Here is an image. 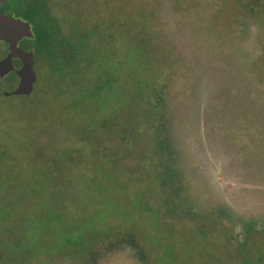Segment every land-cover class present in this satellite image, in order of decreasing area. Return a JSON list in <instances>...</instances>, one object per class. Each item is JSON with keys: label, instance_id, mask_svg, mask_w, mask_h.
<instances>
[{"label": "rangeland", "instance_id": "1", "mask_svg": "<svg viewBox=\"0 0 264 264\" xmlns=\"http://www.w3.org/2000/svg\"><path fill=\"white\" fill-rule=\"evenodd\" d=\"M49 1L61 21L80 18L89 30L98 25L104 34L111 27L115 40L105 41L112 60L103 55L96 61L109 63L119 79L98 100L78 106L41 84L34 103L24 96L0 97L1 189L30 193L43 182L58 186L60 197L41 198L40 208L47 204L52 215L55 206L67 220L74 211L80 221L77 234L68 235L73 242L66 243L30 205L12 235L1 232L0 264H264V0ZM138 41L150 64L137 57ZM152 107L163 116L153 129L166 124L169 161L184 178L183 195L214 216L208 221H162L170 216L161 189L157 202L134 182L143 165L115 167V157L103 159L77 136L102 114L118 115L101 123L106 134L100 138L109 139L100 149L118 145L122 157L133 129L120 126L114 135L111 124L142 127L139 117ZM74 136L78 140H70ZM137 139L143 156L146 132L132 137ZM65 140V168L76 170L68 168L56 182L39 155L57 153ZM67 201L71 212L62 211ZM218 208L234 223L226 218L223 229L213 212ZM252 223L255 232L245 238L242 229Z\"/></svg>", "mask_w": 264, "mask_h": 264}, {"label": "trees", "instance_id": "2", "mask_svg": "<svg viewBox=\"0 0 264 264\" xmlns=\"http://www.w3.org/2000/svg\"><path fill=\"white\" fill-rule=\"evenodd\" d=\"M0 13L22 17L23 19L30 21L33 26L35 34L34 38H26L21 41L20 45L23 49L33 51L35 54L39 73L37 88L42 89L41 87H43L44 89L49 90L51 95L53 94V96L56 98L61 96L63 99L68 97L67 100L73 99L75 100V105L78 106L87 103V101L90 99L98 100V98L103 93H106L105 91L108 90L107 92H110L114 85L118 82L119 76L117 75V70L114 67L110 66L109 63L107 65H102L100 62L96 61V57H102L104 55L106 59L107 56L105 54L109 55V53H107L108 51L103 50L108 46L107 42L105 41L106 37L115 40V34L108 31V29L111 28L110 26L108 29H106L107 31L105 34L101 33L99 46L93 47L89 44L90 39L88 36L91 35V31L95 32V29L92 27V29L89 30L88 27L84 26V31L82 33L76 29L78 26H82L78 18H73L71 21L69 20L68 23L66 22V18L61 21V19L54 12L49 0H8L1 6ZM98 30L99 27L96 25V31ZM139 44L140 43L138 41L137 49L135 50L137 57L142 63L150 64L148 59H145L142 56L143 51H141ZM0 45L3 51L0 54V57H3L8 53L9 46L4 42H0ZM99 47L102 51L100 54H98ZM153 49L154 47L151 48V50ZM103 52L104 54H102ZM16 65L17 67H20L22 65L21 61L16 60ZM19 81L20 78L16 72L10 73L5 79H0V97L7 98V96L4 95V91H12ZM40 84L42 85L41 87H39ZM24 97L34 98L35 96L33 93L30 96ZM35 99L36 98L32 100V103L36 101ZM155 110L156 109L152 107L151 109H148V113L146 115H144L142 118L139 117L142 120V127L139 125H130V123L127 121H124L123 124L118 122L111 124L113 129L112 132H116L114 135H118L117 133L119 130L117 129L120 126H124L125 128L130 127L133 129L134 134H130L128 137L131 142V147L126 151V153L123 154L122 157L116 154V152L121 153L122 150L118 145L114 150L100 149V143L109 138L104 140L100 138L99 133L106 134V132L100 130L99 127L102 122H107L111 118H113V120L114 118H117V116L114 114H102V116L98 119L99 122L97 121L95 124H89L87 128L85 127L80 132V134H77V136H81L82 140L85 139L89 150H92L97 154L100 153L103 159H113V157H115V167H118L119 165H126V168L129 167L130 169H133L137 168L138 164H142L144 170L142 171L141 175L138 174L134 182L136 184L141 183L140 188L143 189L141 192L142 194L152 196L153 198H156L155 201L159 202L157 200V197L159 196V190L157 189L167 187V184H170L171 182L173 173L169 168V166H171L169 161L171 154L168 146H166L165 141L166 135L168 134V131L166 132L165 130L166 124H163V129L161 126L159 129L160 131L156 130V128L153 129L155 126V121H161L163 118L162 115L160 117L157 112L155 113ZM149 121H151L153 125H150ZM145 132L147 134L146 153H142L143 156H140V152H138V150L141 146L138 144V139L134 141L132 140V137L142 135ZM109 134L110 133H107V135ZM77 136L72 137L70 140H78V138H76ZM92 136L93 138H91ZM67 141L69 140H65L61 143L60 150H58L57 153L54 151L49 156L45 157L39 155V158L43 160L47 168V172H51L55 177L57 176L55 179L56 182H60V179L61 182L64 180V174L68 168H70L72 171L76 170V167L73 165L65 168L68 155L66 154L67 150L63 147L64 145L62 146V144L66 143ZM132 143L138 145L132 147ZM83 154L87 155V152L80 150V156H83ZM1 156L2 155H0V157ZM153 160H155V162ZM128 161H135L136 165L129 166ZM150 161L154 162L155 166H149ZM170 186L174 190V193L173 191L171 193L170 189L169 191L174 196L171 195L172 200L170 201H167V199L163 200L165 204V212L167 211L166 216L170 217L169 219H164L162 221L192 220L194 222H202L208 221L209 218L214 217L212 215H206L207 213L197 206L187 204L184 201H177L179 196L177 195L178 191H176V189L179 187V183L176 181V179L174 184H170ZM53 187H50L48 182H43V184L37 186L35 191L30 193H14V191L11 189H1L0 187V241H2V236H4L1 232H10L12 235L14 231L18 229L17 226L19 224L18 220L20 216L26 215L29 212L28 209L30 205H33L38 210V213H40L42 216H45L44 218L46 219V225L47 223H51L53 229L57 228L60 231V236L63 237L62 239L66 243L73 242L69 241L71 237L68 238V235L75 236L80 226L77 225V221L79 220L76 218V213L74 211L71 212V207H69L68 201L65 204V207H63L62 211L65 212V210H68L71 212L69 220H67L66 217L60 215V211L56 210L55 206L52 207V215L48 214V207L46 206L47 204H45L46 207L44 206L40 208L39 204L43 201L41 198H47L46 196L60 197L58 186L54 185ZM165 191L169 193L167 189ZM63 193L61 196L64 197ZM181 197L183 198L182 200L185 199L183 194ZM175 198L176 202L173 201ZM58 200L60 199H57V201ZM159 200L161 201V198H159ZM63 202L65 203L66 201L63 200ZM160 209L158 210L159 212L157 211V219L159 218L160 214H163ZM217 210L218 211L214 210L213 212H218L215 218H218L222 221L221 226L223 229L224 226L227 225V222L229 221L228 219H230V222L228 223H234V220L231 218V215L228 213V211L220 208ZM159 220L161 219L159 218ZM237 220V222L240 224L246 225V223H244L245 221H239V219ZM254 225L256 224L252 223L250 228L242 229V236L245 235L246 238L249 232H255L253 230L255 227ZM263 225H261V230H264ZM25 230H28V227L25 228ZM6 239L8 238L4 237L3 240L7 243ZM22 264H25V262Z\"/></svg>", "mask_w": 264, "mask_h": 264}, {"label": "water", "instance_id": "3", "mask_svg": "<svg viewBox=\"0 0 264 264\" xmlns=\"http://www.w3.org/2000/svg\"><path fill=\"white\" fill-rule=\"evenodd\" d=\"M8 0H0L1 6ZM34 30L30 21L10 14L0 13V42L8 44V54L0 58V79H5L12 72H16L20 78L17 87L6 96H29L34 92L38 74L35 70V54L33 51L21 47L22 40L34 38ZM16 60L22 65L17 67Z\"/></svg>", "mask_w": 264, "mask_h": 264}, {"label": "flooded vegetation", "instance_id": "4", "mask_svg": "<svg viewBox=\"0 0 264 264\" xmlns=\"http://www.w3.org/2000/svg\"><path fill=\"white\" fill-rule=\"evenodd\" d=\"M78 20L80 21V23L82 24V26L81 27H77L76 29H77V31H79V32H82L83 33V31H84V23L82 22V20L80 19V18H78ZM89 28V27H88ZM95 29V32H92L91 31V35H96V36H99L98 38H96V40H94V41H91L90 40V42H89V44L91 45V46H93V47H95V46H99V43H100V36H101V33H99L98 31H96V28H94ZM91 35L90 36H88L89 37V39L91 38ZM78 38H79V35H78ZM108 48H104V50L103 51H106ZM98 50L100 51V52H102L101 51V49H100V47L98 48ZM107 53H109V55L108 54H105L106 56H107V60H112V57H111V55H112V46L108 49V52ZM36 60V59H35ZM35 65H36V62H35ZM38 74V79H39V73H37ZM37 82H38V80H37ZM37 82H36V84H35V86H36V88H37ZM36 88L34 89V92H35V90H36ZM33 92V93H34ZM32 93V94H33ZM31 94V95H32ZM30 96V95H29ZM66 100L68 99V97L67 98H65ZM115 116H118V115H115ZM111 152V151H110ZM172 152L173 151H170V154H172ZM112 153V152H111ZM114 154V153H113ZM116 155V154H115ZM171 166H169V168L171 169V171H172V173H173V175H172V179H171V182H170V184H174V182H175V179H176V181L179 183V187L176 189V191H178V200L177 201H179V202H182V201H184L185 203H187V204H191V205H193V206H197L194 202H193V200H192V197L190 196V195H188L187 197H185V199L184 200H182L183 198L181 197V195L183 194V192H185L187 189H186V187H185V181H184V178L182 179L181 178V171L180 170H178L176 167H175V164H170ZM186 178V177H185ZM181 183V184H180ZM164 184V183H163ZM165 184H166V182H165ZM164 184V185H165ZM170 184L168 183L167 184V187H162L161 188V193H162V200H166L167 199V201H170V200H172V196H174L173 194H171L172 193V191H173V193H174V190L172 189V187L170 186ZM170 187V188H169ZM167 189V191H169V189H170V191H171V193H170V191H169V193H167L165 190ZM182 189H183V191H182ZM172 195V196H171ZM173 201H175L176 202V198L175 199H173ZM198 207V206H197ZM201 209V208H200ZM202 210H205V209H202ZM263 227H264V225H263Z\"/></svg>", "mask_w": 264, "mask_h": 264}]
</instances>
